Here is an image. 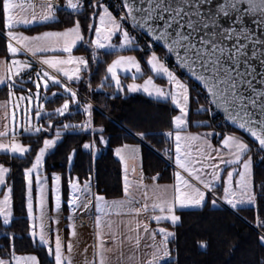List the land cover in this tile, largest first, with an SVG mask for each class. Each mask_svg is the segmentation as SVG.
Returning a JSON list of instances; mask_svg holds the SVG:
<instances>
[{"label":"snow or ice","instance_id":"1","mask_svg":"<svg viewBox=\"0 0 264 264\" xmlns=\"http://www.w3.org/2000/svg\"><path fill=\"white\" fill-rule=\"evenodd\" d=\"M0 2H2L4 27L10 41L7 44V52L11 56L15 57L20 49L33 56L37 52L61 51L68 54L66 59L53 57L40 60L42 65L52 69L56 75L43 69L37 71L36 79L33 81L35 92L29 89L27 96L16 97L17 103L12 105L13 121L16 127L22 128L23 133L29 137L35 136L40 139V133L50 132L53 129L54 117H65L67 113H70V103L78 104L77 92L72 90L70 84L81 80L80 73L88 70L89 63L83 57H73L71 53L77 42L84 38L82 25L77 19L72 27L63 32H45L35 37L23 36L15 33L13 29L21 23H31L37 20V17L33 16L32 20L16 21L11 15L12 9L16 7L13 0H0ZM86 6L93 10L94 19L88 24V30L89 32L94 30L95 33V37L90 40L94 61L99 50H110L111 54L133 51L138 46V35L142 34L148 38L146 63L151 75L144 80L143 84H137L135 81L143 75L141 63L134 56L117 55L106 70L116 91H124L118 73L132 72L133 82L128 84L127 92L142 91L158 102L170 101L174 108L179 110V115H175L171 123L175 129V166L181 171L175 173L173 200L153 204V210L158 209L163 213L166 209L169 213L166 216H155L157 223L161 220H170L175 224L179 217L172 213L177 206L181 209L204 206L206 194L215 192L218 184L223 187V201L232 209L239 211L240 206L253 204L256 197L250 191L252 156L249 153L255 147L258 153L264 155V0H119L118 8L121 14L118 18L103 0H92L91 3H87V0H67L65 8L70 10V14L80 16ZM44 9L39 17L40 23L52 20L56 15V6L51 3V0H46ZM114 37L119 38L118 45L113 43ZM156 45L161 47L163 57L156 54ZM169 58L174 59L171 66L167 63ZM65 65H74V67L65 69ZM30 67L31 65L27 62L13 59L8 66V72L0 76V85L12 81L7 84L9 102L14 97L13 90L16 86L14 76H20L21 72ZM181 71L188 78L187 80L180 77ZM58 76L64 77L68 83L59 79ZM156 79L166 80L167 87L158 86L155 83ZM49 82L59 86L67 94L64 103L56 108L54 113L45 111V102L49 100V97L47 95H44L43 99L41 97V87L43 86L44 92L47 93ZM191 82L199 85L197 95L203 94L204 98V104L197 110L198 115L204 114L215 118L217 114H221L224 123L246 134L254 143L232 132L223 134L222 140L219 141L220 147L214 148L210 142L211 138L219 137L220 133L186 134L185 125L190 112ZM56 95L57 93H52V97ZM67 97H70V100ZM20 102L26 105L22 113L19 112ZM196 102L200 103L199 100ZM33 112L35 122H33ZM82 112L88 117L84 123H62L56 126L53 138H43L42 146L36 151L30 167H25L23 173L28 235L33 244L38 242L41 246L47 247L48 255L54 258V264H64L62 243L57 234L53 251L44 229L43 219L49 191L59 209L61 181L59 176L53 175L49 189L48 180L42 175L45 157L57 146L63 132L66 131L91 130L94 133L98 131L101 134L98 143L101 145L108 143L103 136L104 129L93 127L91 105L84 104ZM18 114L22 116V119L16 122L15 118ZM45 119L48 120L47 128L40 124V121ZM198 126L210 127L211 125L204 122L203 125ZM6 135V132L0 131V137ZM138 135L141 139L145 138L143 133ZM165 135L169 139L173 137L172 132H167ZM13 139H15V132ZM193 142L197 144L198 155L195 160L191 152L187 150ZM82 147L93 158L97 156L96 141L84 143ZM0 151L24 157L30 152V148L19 143H0ZM137 152V148L125 144L123 147L116 148L114 155L123 164L126 157L134 159ZM75 155L76 152L73 149L67 157L69 165L72 164ZM221 165L224 167L221 168ZM228 168H232V171H228ZM225 171L226 178L222 175ZM9 172L10 168L0 165V186L7 189L3 192V198L0 199V223L5 228L11 225L14 218L13 188L7 185ZM181 172L187 173L188 177L196 181V185L189 183ZM237 172L239 179H235ZM90 187V178L83 188H80L78 178L69 179L71 195L68 206L70 209L79 206V196L76 193L90 192ZM261 188L264 190V184ZM124 192L125 197H128L127 181H125ZM130 202L126 199L123 202L113 201L108 204L103 196L95 197L96 211L102 214L105 209L123 207L125 203ZM212 205L217 206V199L212 200ZM83 207L88 208V204H83ZM144 208L146 211L147 205ZM34 211H39L40 216L34 215ZM136 211L138 214L139 210ZM37 219L41 221L38 230ZM103 225L104 221L98 216L95 222L97 241L95 256L98 257L99 264H109L107 254L112 253L113 249L106 246ZM108 227L111 229V223ZM257 227L264 230V221L258 219ZM147 230L145 227L144 231L147 232ZM129 231H135V229L130 228ZM159 233L163 240L161 245L154 249L148 264H162L163 258L169 256L167 241L172 233H167L163 228L159 229ZM71 235H75L74 229L71 230ZM111 235L115 243V232ZM7 238L13 241V254L9 260L0 259V264H40L35 255H15L17 237L15 234H8ZM127 239L131 241L133 238L129 236ZM259 240L261 245H264V234L259 236ZM139 243V238H136L137 248ZM68 250H71V245L68 246ZM121 257H123L122 252L117 257L116 264H120Z\"/></svg>","mask_w":264,"mask_h":264},{"label":"trees","instance_id":"2","mask_svg":"<svg viewBox=\"0 0 264 264\" xmlns=\"http://www.w3.org/2000/svg\"><path fill=\"white\" fill-rule=\"evenodd\" d=\"M92 9L88 8L80 16L70 14L69 10L56 11V19L32 27H17L27 35L39 34L47 31H59L74 25L79 19L85 40L89 41L88 24L94 19ZM2 2H0V31H4ZM133 53L139 57L144 65V58L148 53L136 48ZM7 41L0 35V56L7 55ZM74 54L84 56L89 63V69L79 82L73 84L77 90L78 104L70 107V113L65 117H54V125L50 132L40 133V139L26 134L20 135V142L30 148L24 157L0 153V165L10 168L7 185L13 188L12 201L14 218L10 226L5 228L0 223V259L9 260L13 254V241L7 238L8 234H15V255L33 254L40 264H54L47 249L38 243L33 244L28 235V220L26 201L24 200L25 182L23 173L25 167H30L36 151L42 146L43 138L55 135L56 126L62 123L82 124L85 115L82 112L84 104L91 105L92 123L96 129L103 128V136L108 141L103 151L93 156L83 149L86 142L96 141L100 137L97 131H66L63 132L57 146L50 151L44 161V173L47 175L60 174L62 180V200L64 208L69 197V179L78 178L82 184L89 178L92 180L94 194L103 196L106 200L122 197V168L120 161L114 156L115 148L125 144H135L140 149L141 168L146 181L154 180L158 183L173 181L171 167L157 155L170 147V140L165 133L172 130V118L177 112L167 101H156L142 95L116 94L111 84H108L106 70L117 54L98 52L97 60L93 62L91 52L84 46L77 47ZM147 73H144L146 75ZM128 79L129 77H125ZM32 80V79H31ZM31 80L20 81L27 88L33 89ZM88 86L85 87L84 81ZM58 87H49V92ZM25 88L15 86L14 95ZM66 97L59 95L45 102V111L54 113ZM8 101V86L0 87V101ZM200 104L191 95L190 112L188 115L190 128L193 122H206L204 114H197ZM40 124L47 128L48 120H41ZM208 127V126H207ZM212 129V127H208ZM235 132L244 135L226 126V133ZM139 133L144 134L141 139ZM250 142V141H249ZM251 143V142H250ZM75 149L76 155L71 165L67 157ZM252 155V154H251ZM252 185L256 194L255 207H242L239 211H231L223 205L213 207L212 200L207 199L199 209L179 210V223L173 227V236L168 241L170 260L163 264H264V245H261L259 236L264 230L257 227V220L264 221V168L254 166L252 169ZM217 190H221V186ZM21 237H23L21 239ZM201 245H204L203 247Z\"/></svg>","mask_w":264,"mask_h":264},{"label":"crops","instance_id":"3","mask_svg":"<svg viewBox=\"0 0 264 264\" xmlns=\"http://www.w3.org/2000/svg\"><path fill=\"white\" fill-rule=\"evenodd\" d=\"M65 1V0H64ZM31 2L35 5L45 4L44 0H31ZM67 2V0H66ZM66 9V8H65ZM67 10V9H66ZM70 11V10H69ZM56 17V16H55ZM54 21V20H53ZM51 22V21H50ZM47 23V22H46ZM23 27V26H18ZM32 27V26H30ZM17 28V27H15ZM14 28V29H15ZM25 28V27H24ZM19 32V31H16ZM48 32V31H47ZM53 32V31H49ZM7 30L4 28V31H0V35L7 41V44L10 42L8 40V37L6 36ZM25 34V33H24ZM40 34V33H39ZM27 35V34H26ZM15 45V42H13ZM19 47L18 45H15ZM25 53V51H24ZM45 53V52H43ZM48 53V52H47ZM28 54H23V49H20L15 57L11 56L9 53H7L6 56H0V76H4L8 72V66L11 65V62L13 59L20 60L22 62H27L31 64L30 59L28 57ZM31 56V55H30ZM34 57V56H33ZM28 69V68H27ZM26 70V69H25ZM24 70V71H25ZM22 73V72H21ZM85 72H82V76ZM149 73V72H145ZM14 76V80H15ZM35 77V76H34ZM82 79V78H81ZM32 81V80H31ZM16 82V81H15ZM8 83H12V81H7L5 84L0 85L7 86ZM20 82H16V85H18ZM67 83V82H65ZM70 87H72L70 85ZM73 88V87H72ZM74 89V88H73ZM21 93L18 91V94ZM16 96V95H15ZM170 104L171 102L168 101ZM6 105V107H4ZM171 106L174 108V106L171 104ZM175 109V108H174ZM175 115H179V111L176 109ZM173 116V117H174ZM17 117L15 118V121L17 122ZM173 119V118H172ZM205 122H193L191 125L192 127H197L196 129L190 128L189 119L187 117V122L185 125L186 134L191 135H203L205 133L209 132H215L213 129L208 128L207 126H198L203 125ZM0 131L6 132L7 135L5 137H0V143L5 144H11V143H20V135L24 134L23 129L16 127L14 121H13V112H12V105L11 102L8 101H0ZM15 132V139H13V134ZM173 133V137L170 140V148L172 150V156L170 159L171 162V170L173 172V181L170 183H158L155 180L146 181L145 176L142 172L141 165L139 166L137 163L132 162L127 159L125 160V163H121L118 157H115L120 161L121 168H122V186H123V195L122 197L118 199L113 200H106L105 201L108 204H111L113 201L123 202L126 199L130 200V203H125L123 207H113L108 208L104 210V213H98L96 211V204H95V197L93 195V187L91 184L90 190V196L92 200V204L90 205V209H69L68 205L63 209L65 212L66 218H64L65 223H68L67 221L69 218L74 217L78 219H84L88 221V225H82L78 224L80 228H82V231L79 232V235L75 234L72 235L74 239V243L76 247H78V243L82 240V236L86 230L92 231V245H93V264H99L98 257L95 256L96 252V228H95V222L97 217H101V219L104 221L103 225V231H104V239L107 242L106 246L113 249L112 253H108L109 257V264H116L117 257L120 255V253H123V257L120 258V264H148V262L152 259V253L154 249L161 245V241L163 240V237L159 233V229L163 228L167 233H172L171 236L168 237V241L173 236V227L179 223V219L175 224H173L170 220H161L159 223L154 219L155 216H166L169 215L167 213V210L163 213H161L158 209L153 210V204L163 203V202H171L174 197V191H175V173L177 171H181L176 168L175 166V129L172 125V130L170 131ZM237 134V133H236ZM238 135V134H237ZM223 135H220L219 137L213 136L211 138V143L214 148L220 147L219 141L222 140ZM129 146H137L135 144H131ZM123 147V146H122ZM116 149V148H115ZM114 149V152H115ZM191 152L192 158L195 160L197 158V144L196 142H193L191 144V147L187 149ZM113 152V154H114ZM140 152V149H139ZM0 153H5L3 151H0ZM7 154L16 156L17 154H13L8 152ZM251 155V153H249ZM252 156V155H251ZM6 167V166H5ZM224 166L221 165V168ZM252 169H253V157H252ZM239 170V169H238ZM228 171H232V168H228ZM56 174V173H55ZM182 176L189 181V183L196 185V181L192 180L190 177H188L187 173L181 172ZM227 172H222V175L226 178ZM60 179V174H57ZM235 179H239L238 172L235 174ZM61 181V180H60ZM125 181L128 183V191L129 196L125 197L124 187H125ZM251 185H252V177H251ZM80 184V183H79ZM220 185H217V189ZM7 189L3 186H0V199L3 198V192ZM239 192V190H237ZM251 192L253 191V185L251 187ZM71 195V190L69 189V197ZM255 197L256 194L254 193ZM68 197V200H69ZM223 187L221 186V190H216L215 192H210L206 194V201L208 198L211 200L217 199V204L223 205L224 207L228 208L231 211H235L231 208L228 204H226L223 199ZM67 200V201H68ZM257 202V198L255 199V202L253 205H242V207H255ZM147 205V210L145 211L144 206ZM200 207L196 208H179L178 206L174 208V212L172 214L176 215L177 217V211L179 210H188V209H199ZM139 210V213L137 214V211ZM69 215V216H67ZM111 223V229H109L108 224ZM77 224L72 223V225L67 228H65L66 232H68V236H70L71 227L76 229L78 228ZM145 227L148 229L147 232L144 231ZM90 228V229H89ZM135 229V231H129V229ZM112 232H115L116 234V241L113 243L112 240ZM131 236L133 239L129 241L127 238ZM153 237H155L153 239ZM136 238H139L140 243L139 247L137 248L135 246V240ZM167 241V245H168ZM168 249V247H167ZM129 257H133V259H129ZM166 257L163 258L162 264L166 262Z\"/></svg>","mask_w":264,"mask_h":264},{"label":"rangeland","instance_id":"4","mask_svg":"<svg viewBox=\"0 0 264 264\" xmlns=\"http://www.w3.org/2000/svg\"><path fill=\"white\" fill-rule=\"evenodd\" d=\"M66 1V0H65ZM13 3L16 5V7L15 8H13L12 9V12H11V15L14 17V19L16 20V21H22V20H32V17L33 16H36L37 17V20H35V21H32L31 23H29V24H23V23H21L19 26H23V27H30V26H35V25H39V24H43V23H40L39 22V17H40V15L42 14V12L45 10L44 9V6H45V4H38V5H35V4H33L32 2H31V0H13ZM56 19V17L54 18V19H52V20H49V21H47V22H52L53 20H55ZM46 23V22H45ZM73 26V25H72ZM72 26H70V27H72ZM67 29V28H66ZM66 29H63V30H59V31H53V32H63V31H65ZM13 31L15 32V33H17V34H20V35H23V36H27V37H35V36H39V35H42L43 33H45V32H42V33H40V34H34V35H26V34H24L23 32H21V31H19V32H16V30L15 29H13ZM49 32V31H48ZM82 34H83V31H82ZM90 39H89V41H87V40H85V38H83V40H81V41H78L77 42V44L75 45V47L73 48V50H72V53H71V55L73 56V57H83V58H85L84 56H81V55H77V54H74L73 53V51L77 48V47H79V46H84V47H86L88 50H90V52H91V57H92V59H93V56H92V52H93V48L91 47V45H90V40L92 39V38H94L95 37V33H94V30L92 31V32H90ZM6 36H7V34H6ZM8 37V36H7ZM83 37H84V35H83ZM62 41L60 42V45L62 46ZM113 43L114 44H119V38L118 37H114L113 38ZM98 52H108V53H111L110 52V50H104V49H102V50H99ZM23 54H28L29 56V59H30V61L31 62H33V60L35 59L37 62H38V65H39V67H40V69L39 70H37V71H41V69H43V70H47V71H49V73L50 74H53V75H56V73L55 72H53V70L52 69H48L47 68V66L46 65H42L41 63H40V60H42V59H44V58H53V57H55V58H61V59H66L67 58V56H68V54L67 53H63V52H61V51H56V52H45V53H43V52H37L36 54H35V56L33 57V55L31 54V53H28V52H25L24 53V50H23ZM31 55V56H30ZM117 55H125V56H134V57H136V59L140 62V60H139V57L137 56V55H135V54H133V53H129V52H122V53H119V54H117ZM117 55L115 56V58L113 59V60H115L116 58H117ZM15 58H17V57H15ZM98 58L96 57V60H97ZM95 60V61H96ZM113 60H112V62H113ZM146 60H147V56L144 58V65H145V67L142 65V63H141V67H142V72H143V75L139 78V79H137L135 82L137 83V84H143L144 83V80L145 79H147L148 77H149V75H151V72H150V69H149V67L147 66V63H146ZM93 62H94V60H93ZM112 62H110V64L112 63ZM109 64V65H110ZM31 65V64H30ZM108 65V66H109ZM32 66V65H31ZM65 67V69H71V68H73L74 67V65H65L64 66ZM29 69V68H28ZM28 69H26V70H28ZM89 69V68H88ZM25 70V71H26ZM37 71L35 72V77L32 79V82H31V84L33 85V89H31L32 90V92H35V84L33 83V81H35V79H36V73H37ZM24 72V71H23ZM22 72V73H23ZM82 72H86V71H82ZM82 72L80 73V75H81V78L83 77L82 76ZM133 72H134V69H133ZM145 72H149V73H147L146 75H144V73ZM41 74H42V72H41ZM118 75H119V77H120V79H121V84H122V87H123V89H124V91H122V92H117L116 91V89H115V85H114V83L111 81V77H110V75H108L107 74V72H106V78L108 79V84H111V86L113 87V89H114V92L116 93V94H127V95H142V96H144V97H146V98H150V97H148L145 93H143L142 91H140V92H127V86H128V84H130V83H132L133 82V80H132V72H129V73H123V72H120V73H118ZM125 77H129L128 79H126ZM58 78L59 79H62V80H65V82H67V80L64 78V77H62V76H58ZM87 81V80H86ZM76 81H73V82H71V86L73 87V84L75 83ZM68 83V82H67ZM88 83V82H87ZM155 83L158 85V86H161V87H167V82H166V80H161V79H156L155 80ZM17 87H19V88H25L26 90L25 91H23V92H21V93H19L17 96H15L14 95V97L12 98V100H11V105H13V104H16L17 103V100H16V97H20V96H27L28 95V93H29V89L30 88H27V86L26 85H24V84H21V83H19L18 85H16ZM52 86H55V85H52L51 84V82H49V87H52ZM56 87H58L57 89H55V90H53V91H51V92H49V93H45L44 92V90H43V86L41 87V97H42V99H43V96L44 95H47L48 97H49V100H52V99H54V97H52V93L53 92H55V93H57V95L56 96H59V95H63V96H65L66 97V95L67 94H65L64 92H63V89L62 88H60L59 86H56ZM73 91H75L74 89H72ZM76 92V91H75ZM191 95H192V92H191ZM69 100H70V97H67ZM77 99H78V97H77ZM150 99H153V98H150ZM155 100V99H154ZM33 103H35V101L33 102ZM64 103V102H63ZM62 103V104H63ZM26 105H25V103L24 102H20V104H19V112L20 113H22L23 112V109H24V107H25ZM72 106H76V104H71L70 103V107H72ZM178 110V109H177ZM14 110H13V107H12V112H13ZM179 111V110H178ZM17 117V122H19L21 119H22V116L21 115H17L16 116ZM88 119V117L85 115V120H87ZM33 122H35V118H34V112H33ZM20 128V127H19ZM56 131V130H55ZM89 132H91V133H94L93 131H91V130H89ZM223 135V134H222ZM55 136V135H54ZM54 136H52V137H46V138H49V139H51V138H53ZM100 138V137H99ZM99 138H98V141H99ZM106 140V139H105ZM91 142H93V141H91ZM86 143H90V142H86ZM19 144H21L22 146H25V147H28L27 145H25V144H23V143H19ZM105 146L106 145H101V144H99L98 142H97V149H98V152H97V156H99V154L103 151V149L105 148ZM130 147H135V148H137L138 149V152L136 153V155H135V158L134 159H132V158H127L128 160H130V161H132V162H135V163H137L139 166L141 165V157H140V152H139V147L138 146H130ZM157 154H162V153H158L157 152ZM251 154H252V157H253V159H254V156H253V153L251 152ZM16 156H18V155H16ZM96 156V157H97ZM95 157V158H96ZM34 160V159H33ZM169 167H171V166H169ZM42 175L44 176V177H46L47 178V180H48V187H49V189L51 188V179H52V177H53V175H56V176H58L57 174H55V173H53V174H50V175H47V174H45L44 173V166H43V169H42ZM226 176H227V174H226ZM61 180V179H60ZM89 181V179L87 180V181H85V182H83L82 184H79V186H80V188H83V185L86 183V182H88ZM92 184V180L90 179V185ZM60 196H61V202H60V206H59V209H57V207H56V204H55V202L52 200V198H51V193H50V191H49V199H48V204H47V206H46V209H45V215H44V219H43V223H44V229H45V232L47 233V235H48V238H49V241H50V244H51V246H52V248H53V251H54V249H55V241H56V236H57V234L59 235V237H60V239H61V243H62V258H63V260H64V264H93V255H94V251H93V245H92V231H90V230H86V232H84L83 233V235H81L82 236V240L77 244L78 245V247H76V245H75V243H74V239H73V236L71 235V232H70V236H68L67 234H68V232H66V230H65V228H67L68 226L70 227L71 225H72V223H74L75 224V219H78V218H74V217H71V218H69V220L67 221L68 223H65V220H64V218H66V216H65V212H64V201L62 200V180H61V183H60ZM91 188V187H90ZM70 189V188H69ZM90 191H92V190H90ZM250 191H251V189H250ZM76 195L77 196H79V206H77V207H75L74 209H85L84 207H83V204H88V208H86V209H90L91 207H90V205L92 204V200H91V194H90V192H87V191H85V192H77L76 193ZM93 195H94V197H96V194H94V192H93ZM65 204L66 205H68V201L66 202L65 201ZM254 204V203H253ZM253 204H248L249 206L250 205H253ZM69 207V206H68ZM70 209V208H69ZM34 215H36L37 217H39L40 216V213H39V211H34ZM67 216H69V215H67ZM41 223V221L39 220V219H37V221H36V224H37V230L39 229V224ZM78 225V224H77ZM79 226V225H78ZM71 230H73L74 228H70ZM90 229V228H89ZM82 231V228H80V226L78 227V228H76V229H74V232H75V234H77V235H79V232H81ZM38 243V242H37ZM39 244V243H38ZM40 245V244H39ZM69 245H71V250L69 251L68 250V246ZM43 247H45L46 249H47V247L46 246H43ZM168 250V249H167ZM48 252V251H47ZM26 255H33V254H25V255H17V256H26ZM11 259V258H10ZM52 259H53V261H54V258L52 257ZM166 262L168 261V260H170V257L168 256V257H166Z\"/></svg>","mask_w":264,"mask_h":264},{"label":"built area","instance_id":"5","mask_svg":"<svg viewBox=\"0 0 264 264\" xmlns=\"http://www.w3.org/2000/svg\"><path fill=\"white\" fill-rule=\"evenodd\" d=\"M44 2H46V0H44ZM91 2H92V0H87V3H91ZM103 2L110 6V10L118 18L119 15L121 14L120 10L118 8L119 0H103ZM51 3L53 5H55L56 10H58V9H64L67 2L64 0H51ZM86 9H87V6L85 7V9L83 11H85ZM129 30L131 31V29H129ZM137 39H138V46L137 47L139 49L143 48L144 49L143 51L148 53V49L146 46V42H147L148 38L141 34V35H138ZM155 51H156V54L158 56L163 57V52L159 49L158 45L155 46ZM167 63L171 66L174 63V61L169 58ZM38 68H39L38 62L34 59L32 62V67L29 68L28 70L24 71L23 73H21L20 76H16L15 80L16 81H28V80L32 79ZM179 75L182 79L187 80V78L184 76L182 71L179 73ZM84 85H85V87L88 86L87 81H84ZM198 90H199V86L197 84L191 82L192 95L196 101L197 100L200 101L199 104L201 106L202 104H204V98H203V94H201L199 96L197 95ZM205 116H206V120H207L208 124L211 125L212 129H214L216 132L221 133V134L226 133V126L227 125H226V123H224L222 121V116L220 114H217V116L215 118L210 117L208 115H205ZM252 153L254 156V159H253L254 165L264 168V155H261L260 153H258L255 150V147H253ZM157 155L165 163V166L171 165L170 158L172 155V151L170 148H167L164 153L157 154ZM75 224L88 225V221L84 220V219H82V220L75 219Z\"/></svg>","mask_w":264,"mask_h":264},{"label":"water","instance_id":"6","mask_svg":"<svg viewBox=\"0 0 264 264\" xmlns=\"http://www.w3.org/2000/svg\"><path fill=\"white\" fill-rule=\"evenodd\" d=\"M159 46V45H158ZM160 47V46H159ZM161 48V47H160ZM173 61H174V59L173 58H171ZM183 73V72H182ZM184 74V73H183ZM195 83V82H194ZM198 85V84H197ZM199 86V85H198ZM221 115V114H220ZM230 128H232L233 130H235V131H237L238 133H240V134H242V135H244L251 143H254V142H252L251 141V139L249 138V137H247L246 136V134H244V133H242V132H239V130H236V129H234L233 128V126L232 125H230V124H227Z\"/></svg>","mask_w":264,"mask_h":264}]
</instances>
